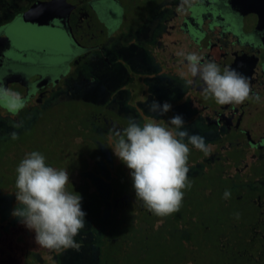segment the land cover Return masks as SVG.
<instances>
[{
	"label": "flooded vegetation",
	"instance_id": "1",
	"mask_svg": "<svg viewBox=\"0 0 264 264\" xmlns=\"http://www.w3.org/2000/svg\"><path fill=\"white\" fill-rule=\"evenodd\" d=\"M235 5L0 0V198L9 201L0 226V264H115L127 252V228L143 236L160 231L167 220L137 201L131 170L115 155L118 138L109 130L127 127L130 118L141 125L155 118L174 130L167 121L177 114L210 146L205 154L189 145L188 177L198 212L184 196L185 214L196 225H176L187 237L178 264H264V20L250 19ZM181 52L242 73L259 102L219 105L206 98ZM153 100L169 102L172 110L162 117L150 112ZM67 146L74 150L71 162L57 164L53 156H66ZM33 151L46 165L66 170L67 191L82 198L86 227L75 237L77 248L35 245L34 231L12 215L16 169ZM114 161L112 176L107 166ZM99 168L106 179L99 189L112 190L111 212L94 194ZM216 182L222 185L221 204L229 209L246 201L248 217L231 211L221 220H203L204 200L215 197ZM98 234L103 243L97 249Z\"/></svg>",
	"mask_w": 264,
	"mask_h": 264
},
{
	"label": "clouds",
	"instance_id": "2",
	"mask_svg": "<svg viewBox=\"0 0 264 264\" xmlns=\"http://www.w3.org/2000/svg\"><path fill=\"white\" fill-rule=\"evenodd\" d=\"M178 55L187 62L191 76L202 82L206 98H213L219 105H239L250 99L259 102V95L252 93L250 80L242 73L229 67L221 71L217 63L202 62L194 52ZM171 110L167 101L161 104L153 100L149 105V111L161 117ZM167 124L174 130L155 118L142 125L130 118L127 127L109 130L110 136L118 138L115 155L131 170L137 201L159 217L178 212L183 190L190 187L189 145L205 154L210 147L203 136L189 132L181 115L172 116ZM12 138L16 139L15 134ZM16 172L17 207L13 217L34 231L35 242L42 248H77L75 237L86 227V213L81 208V196L67 191L69 173L46 165L45 157L37 151L29 153ZM229 195L226 190L225 198Z\"/></svg>",
	"mask_w": 264,
	"mask_h": 264
},
{
	"label": "rangeland",
	"instance_id": "3",
	"mask_svg": "<svg viewBox=\"0 0 264 264\" xmlns=\"http://www.w3.org/2000/svg\"><path fill=\"white\" fill-rule=\"evenodd\" d=\"M73 151L74 150H72V147H70L66 156H61V157L53 156V159L57 164L59 162L61 163V165H63V163H70L72 159L71 154ZM13 161L14 159H12L10 163L12 164ZM115 165H117V161L112 162L111 166L109 165L107 166V169L108 168L110 169L112 176ZM98 166L99 165L96 164L92 170L96 171L98 169ZM103 170H106V168ZM100 171L101 172L99 174L95 172L93 174V179H92L94 183L93 187H95L96 191L92 189V192L94 191V194L100 197V201L104 203L105 206L108 207L109 211L111 212L113 207L112 190L109 191L108 189H106V187L102 191L99 189V187L101 188L105 185V181H106V179L104 178L105 173L102 172L101 169ZM208 186H210L209 183ZM221 186H222L221 184L216 182L215 192L217 193L215 194V197L208 196V198L204 200L205 218L203 220L209 223L211 221L221 220V218L226 213L231 211L234 213L237 212L240 213L241 214L240 217L241 216L248 217V215L251 212V208L246 201L236 206L230 207L229 209H227L224 206V204H221L220 201V195H221L220 193L222 189ZM193 188L194 185L190 186V188L188 187L184 189L183 191H184V196H186V199L192 200V204L195 208L194 210L197 211L198 210L196 209L198 207L197 195H196V191ZM2 197L3 198H0V226L5 222V219L8 217L6 215L7 214L6 209L8 208V203H9V201H7L4 196ZM185 208L186 205H185V201L183 200L179 211L164 217L167 220L166 225L154 235L147 233L145 236H143V233L139 231L138 228L135 229V227H131V226L127 228V230L125 231L130 234L129 241L127 242L128 249L127 252L122 255V259L115 264H178L179 261L184 257V255H186V252H185V247L182 246L183 241L181 239L182 237L183 238L185 237V234L179 231L176 225L179 221L182 220L186 221L189 224L196 225L195 224L196 222H193V220L187 217V215L185 214L186 212ZM120 231H124V227H121V229L118 232ZM95 243L97 245V249L98 246L99 247L102 246L101 243L103 242H102L101 234L97 235ZM156 243H158L157 246ZM154 245L156 246L155 248ZM82 250L86 252L88 251V248ZM208 251H209L208 253L211 255L212 248H209ZM2 254H3V250L0 248V256ZM77 254L80 255L79 252ZM101 254L102 251L100 255ZM68 264H72V263H68ZM210 264H215V263H210Z\"/></svg>",
	"mask_w": 264,
	"mask_h": 264
},
{
	"label": "water",
	"instance_id": "4",
	"mask_svg": "<svg viewBox=\"0 0 264 264\" xmlns=\"http://www.w3.org/2000/svg\"><path fill=\"white\" fill-rule=\"evenodd\" d=\"M254 0H231L232 5L236 4L241 12L248 16L250 19L252 16H257L260 21L264 20V4L253 3Z\"/></svg>",
	"mask_w": 264,
	"mask_h": 264
},
{
	"label": "trees",
	"instance_id": "5",
	"mask_svg": "<svg viewBox=\"0 0 264 264\" xmlns=\"http://www.w3.org/2000/svg\"><path fill=\"white\" fill-rule=\"evenodd\" d=\"M183 234H185V237H184V238H183V237L181 238V239H182V241H184L185 239H187V237H186V233H185V232H183ZM157 244H158V243H156V246H157ZM156 246L154 245V248H155ZM182 246H183V247H185V244L183 243V245H182Z\"/></svg>",
	"mask_w": 264,
	"mask_h": 264
}]
</instances>
